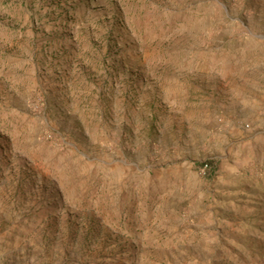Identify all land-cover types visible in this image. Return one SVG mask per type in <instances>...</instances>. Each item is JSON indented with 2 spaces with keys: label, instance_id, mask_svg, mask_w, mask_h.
Returning <instances> with one entry per match:
<instances>
[{
  "label": "rangeland",
  "instance_id": "1",
  "mask_svg": "<svg viewBox=\"0 0 264 264\" xmlns=\"http://www.w3.org/2000/svg\"><path fill=\"white\" fill-rule=\"evenodd\" d=\"M0 264H264V0H0Z\"/></svg>",
  "mask_w": 264,
  "mask_h": 264
},
{
  "label": "built area",
  "instance_id": "2",
  "mask_svg": "<svg viewBox=\"0 0 264 264\" xmlns=\"http://www.w3.org/2000/svg\"><path fill=\"white\" fill-rule=\"evenodd\" d=\"M205 169H207V165H206V164H204V165L201 167V170H202V171L205 170Z\"/></svg>",
  "mask_w": 264,
  "mask_h": 264
}]
</instances>
